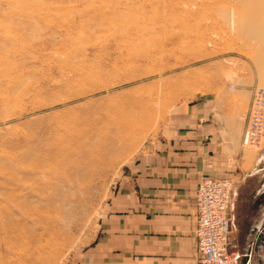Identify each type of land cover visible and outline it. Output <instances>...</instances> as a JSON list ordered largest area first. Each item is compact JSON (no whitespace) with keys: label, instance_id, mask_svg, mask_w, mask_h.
Returning a JSON list of instances; mask_svg holds the SVG:
<instances>
[{"label":"rangeland","instance_id":"rangeland-1","mask_svg":"<svg viewBox=\"0 0 264 264\" xmlns=\"http://www.w3.org/2000/svg\"><path fill=\"white\" fill-rule=\"evenodd\" d=\"M187 2L0 0V264H81L122 177L188 107L206 104L214 114L204 117L238 123L229 176L239 182L259 158L264 130L242 139L264 91L253 59L264 48L256 53L244 32L217 39L225 29L211 0ZM45 155L69 163L47 179L55 188L27 179L24 165ZM9 216L25 222L20 233L2 229Z\"/></svg>","mask_w":264,"mask_h":264},{"label":"crops","instance_id":"crops-1","mask_svg":"<svg viewBox=\"0 0 264 264\" xmlns=\"http://www.w3.org/2000/svg\"><path fill=\"white\" fill-rule=\"evenodd\" d=\"M202 106L181 112L167 137L122 177L115 210L100 220L81 264H199L197 185L205 176H229L225 156L230 132L238 128L226 116L204 117L214 113ZM259 153L242 170L233 194L235 264H264V150Z\"/></svg>","mask_w":264,"mask_h":264},{"label":"built area","instance_id":"built-area-1","mask_svg":"<svg viewBox=\"0 0 264 264\" xmlns=\"http://www.w3.org/2000/svg\"><path fill=\"white\" fill-rule=\"evenodd\" d=\"M263 130L264 91L255 93L251 102L243 144L256 141ZM237 184L231 176H205L197 185L195 238L200 251L199 264H235L230 235L231 205Z\"/></svg>","mask_w":264,"mask_h":264},{"label":"bare ground","instance_id":"bare-ground-1","mask_svg":"<svg viewBox=\"0 0 264 264\" xmlns=\"http://www.w3.org/2000/svg\"><path fill=\"white\" fill-rule=\"evenodd\" d=\"M187 1L188 0H184V1L169 0V2H171V6L172 5H178V4H184V3L186 4V3H188ZM169 5H170V3H169ZM211 5L215 9V13H216V20H215L216 22L215 21L214 22L217 23L219 28L224 27V29H225V31L223 30L222 32L221 31L215 32L214 37H217V39H222V38L230 39L233 36L242 34L244 32L245 36L248 38V40L252 39L253 43H255L258 46L256 53H259V51H261V48H264V0H211ZM245 15H247L249 17V20L246 21L245 24H244V22L242 24H240L239 22H241L243 20V17ZM212 18H213V16H212ZM240 50L245 52V49H240ZM253 59H254V64L256 66V69L264 77V57H259L258 55L257 56L254 55ZM227 61L229 62V60H227ZM263 83H264V80H263ZM230 88H233V85H230ZM128 145L129 144L126 143V146H128ZM54 148H55V152H59V154H61L60 153L61 148L58 146V144H55ZM105 148H108L109 150H111V149L115 148V146L112 144V145H109ZM68 165H69L68 162L67 163L63 162L60 158L53 157L51 155H45V156H41V157L37 156V157L31 158L30 160L27 161V163L24 165V167L27 170V174H28L27 179L29 182H36V181L44 182L46 180L47 184L51 183L50 185L53 188H55L57 186L56 183H54L50 180H47V179H52L56 175V168L57 167L61 166L62 168H66V167H68ZM65 179H66V177H65ZM47 184H45V185H47ZM30 185H32V184L30 183ZM41 190H43L42 187L37 186L36 189H32L31 193L37 194ZM8 195L12 196L13 192H11V191L8 192ZM47 200L52 201V197H50ZM28 209H23V207L17 208V210H18L17 215H20V217H25V218H27L28 216H31L32 214ZM12 217L13 216L8 217V223L6 225H3L2 229L6 233H20L21 228L24 227L25 222H21L19 220V218H17V220L15 222L14 217L13 218ZM11 238H12V236H11Z\"/></svg>","mask_w":264,"mask_h":264}]
</instances>
